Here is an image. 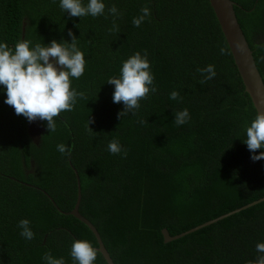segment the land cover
<instances>
[{"label":"trees","instance_id":"obj_1","mask_svg":"<svg viewBox=\"0 0 264 264\" xmlns=\"http://www.w3.org/2000/svg\"><path fill=\"white\" fill-rule=\"evenodd\" d=\"M234 1L264 79V0ZM105 4L121 15L71 17L59 0H0V41L10 48L21 40L71 42V31L86 59L84 75L72 80L83 99L55 118V132L42 121L39 144L0 92V264H45L49 252L73 264L74 240L97 250L89 226L68 214L79 193L74 169L80 210L115 264H254L256 244L264 242V201L173 241L162 233L180 234L264 196V159L253 161L244 142L257 112L209 0ZM145 6L151 15L135 27ZM137 51L147 53L158 90L135 115L118 117L124 105L113 103L107 80ZM209 64L217 75L201 83L198 69ZM172 91L179 100L170 99ZM185 108L191 119L177 126L175 112ZM113 139L126 155L108 151ZM25 218L31 241L17 227ZM95 264H108L98 250Z\"/></svg>","mask_w":264,"mask_h":264},{"label":"clouds","instance_id":"obj_2","mask_svg":"<svg viewBox=\"0 0 264 264\" xmlns=\"http://www.w3.org/2000/svg\"><path fill=\"white\" fill-rule=\"evenodd\" d=\"M55 2V0H54ZM59 7L71 17H98L111 14L113 18L121 15L113 5L107 8L105 0H59ZM151 15L145 6L140 15L133 17L135 27ZM72 37L68 40L50 43H33L30 40L18 41L14 48L7 42L0 41V92L6 94L4 103L11 106L16 115H23L29 122L37 119L46 122L50 132L56 131V117L65 111H72L84 94L72 87V80L79 79L86 70L84 52L77 45V37L69 31ZM221 55L227 54L223 47L219 49ZM203 79L201 83L212 80L217 75L215 66L207 65L198 69ZM107 83L114 85L113 103H123L124 108L118 117H125L128 113L136 114L140 108V101L149 92L158 89L154 84V74L151 71L147 53L137 51L126 59L120 68L118 77H109ZM170 99L179 100L177 91L170 93ZM191 119L187 108L175 112V124L184 125ZM143 123V121H140ZM244 142L252 153L251 159H264V151L257 154V149H264V112H259L250 124L245 127ZM112 154L126 155V150L118 140L113 139L107 146ZM57 151L70 155L66 145L58 144ZM17 227L20 235L28 241L35 237L29 219H21ZM257 253L254 264H264V242L256 244ZM70 256L73 264H95L97 250L88 240H74L71 245ZM45 264H66L63 257H54L50 252L42 257Z\"/></svg>","mask_w":264,"mask_h":264},{"label":"water","instance_id":"obj_3","mask_svg":"<svg viewBox=\"0 0 264 264\" xmlns=\"http://www.w3.org/2000/svg\"><path fill=\"white\" fill-rule=\"evenodd\" d=\"M209 3L217 17L221 30L227 40L228 46L233 56L234 63L238 69V72L242 78L245 91L249 94L252 103L256 109L257 114L264 112V79L258 68L254 57V51L252 50L250 43L246 37V34L239 22L236 12V1L234 0H209ZM78 177L79 193L76 205L73 210L68 214L74 215L76 218L84 222L95 234L98 247L97 250L101 252L108 264H115L110 252L108 251L102 236L100 235L97 227L94 223L86 217L80 210L82 202V188L81 180L78 175L77 169H74ZM264 201V196L247 203L239 208L222 214L216 218L203 222L187 231L180 234L171 235L167 228L162 230L165 242L173 241L195 232L220 220H223L233 214H236L242 210L248 209L254 205H257ZM61 210V209H60ZM63 213L66 211L61 210Z\"/></svg>","mask_w":264,"mask_h":264},{"label":"flooded vegetation","instance_id":"obj_4","mask_svg":"<svg viewBox=\"0 0 264 264\" xmlns=\"http://www.w3.org/2000/svg\"><path fill=\"white\" fill-rule=\"evenodd\" d=\"M41 125L42 121L39 119L33 122H29L31 134L33 135L34 141L38 144L41 141V132H43L44 129Z\"/></svg>","mask_w":264,"mask_h":264}]
</instances>
